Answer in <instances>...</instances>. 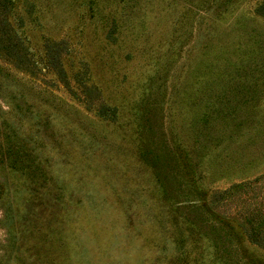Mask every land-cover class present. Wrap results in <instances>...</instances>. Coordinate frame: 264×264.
<instances>
[{"label":"rangeland","instance_id":"1","mask_svg":"<svg viewBox=\"0 0 264 264\" xmlns=\"http://www.w3.org/2000/svg\"><path fill=\"white\" fill-rule=\"evenodd\" d=\"M252 212L264 0H0V264H264Z\"/></svg>","mask_w":264,"mask_h":264},{"label":"trees","instance_id":"2","mask_svg":"<svg viewBox=\"0 0 264 264\" xmlns=\"http://www.w3.org/2000/svg\"><path fill=\"white\" fill-rule=\"evenodd\" d=\"M51 58L53 60V55ZM245 220L249 228L246 233L247 239L252 243L264 244V215L259 214V212H252Z\"/></svg>","mask_w":264,"mask_h":264}]
</instances>
